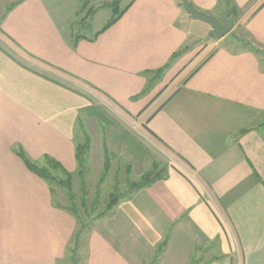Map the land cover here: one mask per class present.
Masks as SVG:
<instances>
[{"label":"crops","instance_id":"0c3cea01","mask_svg":"<svg viewBox=\"0 0 264 264\" xmlns=\"http://www.w3.org/2000/svg\"><path fill=\"white\" fill-rule=\"evenodd\" d=\"M231 2L236 38L186 54L210 26L180 0H129L76 36L51 0H0V264L67 258L77 221L13 148L75 172L85 134L93 164L106 146L162 176L99 218L84 264H143L166 235L156 264H264V0Z\"/></svg>","mask_w":264,"mask_h":264},{"label":"rangeland","instance_id":"374dc122","mask_svg":"<svg viewBox=\"0 0 264 264\" xmlns=\"http://www.w3.org/2000/svg\"><path fill=\"white\" fill-rule=\"evenodd\" d=\"M129 0H51L54 7H58L59 12L64 15L65 20H69L71 31L74 35H90L96 29L107 25L113 17H115L120 10H122ZM222 2V1H221ZM226 10V9H225ZM221 14V13H220ZM220 16V15H219ZM205 24L204 22H200ZM240 29L239 24L231 28L227 33V38L234 39L235 33ZM197 33V38L190 40L191 49L186 53L196 51L202 44L206 46L214 41L213 38L205 39V27L199 25L194 27ZM236 38V37H235ZM218 40V39H216ZM209 46V45H208ZM211 50V49H210ZM208 49L205 54L210 52ZM173 66V65H172ZM159 78H165L161 75ZM156 82V81H155ZM155 82L153 84H155ZM94 94V92L91 91ZM143 140V139H142ZM145 141V142H144ZM144 143L150 146L149 142L144 139ZM110 153V152H109ZM110 153L109 165L105 169L104 158L102 161H97L93 164L86 160L83 164L77 167L75 172H70V189L67 185H59L52 183L53 196L55 200L59 201L65 206H73L81 219L87 220L88 216H95L100 213L106 206L110 194H129V184L132 181L138 180L141 175L134 168L129 170L126 167L125 160L119 157H112ZM128 166V165H127ZM57 179H65L66 175L60 172L54 174ZM69 192L71 196H69ZM101 219V218H100ZM99 218H93L80 230V240L76 247L70 244L67 248V258L60 262L61 264H76L72 259L79 256L80 261L77 264H84L83 256L86 252L85 243L82 245L81 241L86 240L90 233L92 226L97 223ZM81 225V224H80ZM80 225L78 228H80ZM143 264H156L155 254L145 258Z\"/></svg>","mask_w":264,"mask_h":264},{"label":"trees","instance_id":"16d2710c","mask_svg":"<svg viewBox=\"0 0 264 264\" xmlns=\"http://www.w3.org/2000/svg\"><path fill=\"white\" fill-rule=\"evenodd\" d=\"M223 1L225 4V9L229 10L228 16L232 20V23H234V21H235L234 17L237 14V7L231 2V0H223ZM117 15L115 17H113V19L105 27H107L108 25L113 23L116 20ZM239 41L242 42V44H247V42L245 40L240 39ZM161 71H162V68H159V69L155 70L154 74L158 75L159 72H161ZM79 127L81 128V126H79ZM88 148H89V138H88L87 134H85L83 141L77 142L75 145V157H76L78 166L79 165L81 166L83 164V162H85L87 160ZM13 151L21 158V160L23 161L25 166L30 171L34 172L35 174H37L41 178L45 179L50 185H52V183H57V184L62 185V186L67 185V188L70 189V184H71L70 172L65 170L58 160L52 158L51 156L45 155L44 156L45 163L42 165H39L35 161H32L31 159H29V157L27 156L25 151L20 146L13 148ZM109 155H110V153L108 152L106 146H104V165H105L104 167H105V169L109 165V160H110ZM57 172L65 174L66 178L65 179H62V178L57 179L54 175ZM161 176H162L161 170L157 169L156 165H153V167L151 169H149L148 171L144 172L138 180L132 181L129 184V193H133V192H135L141 188H144V187L151 185L154 181L161 178ZM69 196H71L70 192H69ZM124 196L125 195H122V194L121 195L120 194H118V195L117 194H110L109 200H108L105 208L95 216H90V217L88 216L86 221L81 219L80 215L77 213L76 209L73 206H69V207L64 206L69 212H71V214L75 217V219L77 221V227H76V230H75V232L71 238V244H74V247H76L79 243V240H80L81 228H83L86 224H88V227H89L90 226L89 224H92V223H90V220H92L93 218H102L105 215H107L108 212L110 211V209L117 203V201ZM79 225H80V228H78ZM166 243H167V235L164 237V239L155 248V252H154L155 261L158 260V258L161 255L163 248L165 247Z\"/></svg>","mask_w":264,"mask_h":264},{"label":"water","instance_id":"95a60500","mask_svg":"<svg viewBox=\"0 0 264 264\" xmlns=\"http://www.w3.org/2000/svg\"><path fill=\"white\" fill-rule=\"evenodd\" d=\"M185 12L193 19L207 23L210 28L206 32V38L219 39L226 35L232 28V20L229 18V10H223L220 16L196 9L190 0H180Z\"/></svg>","mask_w":264,"mask_h":264},{"label":"built area","instance_id":"2783aa9c","mask_svg":"<svg viewBox=\"0 0 264 264\" xmlns=\"http://www.w3.org/2000/svg\"><path fill=\"white\" fill-rule=\"evenodd\" d=\"M193 177V175H191Z\"/></svg>","mask_w":264,"mask_h":264}]
</instances>
